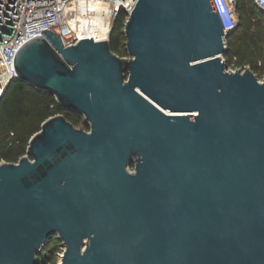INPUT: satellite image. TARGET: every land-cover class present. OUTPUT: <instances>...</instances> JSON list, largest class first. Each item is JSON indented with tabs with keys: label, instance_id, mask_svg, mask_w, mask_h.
I'll return each instance as SVG.
<instances>
[{
	"label": "water",
	"instance_id": "water-1",
	"mask_svg": "<svg viewBox=\"0 0 264 264\" xmlns=\"http://www.w3.org/2000/svg\"><path fill=\"white\" fill-rule=\"evenodd\" d=\"M232 31L212 0H135L126 56L49 29L16 50L89 129L55 114L0 161V264L53 235L57 264H264V77L226 68Z\"/></svg>",
	"mask_w": 264,
	"mask_h": 264
},
{
	"label": "trees",
	"instance_id": "trees-1",
	"mask_svg": "<svg viewBox=\"0 0 264 264\" xmlns=\"http://www.w3.org/2000/svg\"><path fill=\"white\" fill-rule=\"evenodd\" d=\"M235 12L237 24L226 37L222 59L226 67L247 66L261 79L264 77V12L254 0H235ZM126 17L120 9L109 32L110 48L119 56L127 55L123 33ZM55 114L64 115L76 127L89 129L79 113L61 106L52 94L18 78L11 79L0 96V161H18L26 153L30 136L46 118ZM61 246L55 235L49 237L37 251L35 264H57Z\"/></svg>",
	"mask_w": 264,
	"mask_h": 264
},
{
	"label": "built area",
	"instance_id": "built-area-1",
	"mask_svg": "<svg viewBox=\"0 0 264 264\" xmlns=\"http://www.w3.org/2000/svg\"><path fill=\"white\" fill-rule=\"evenodd\" d=\"M254 1L264 12V0ZM212 3L224 31L233 30L237 24L235 0ZM134 5L135 0H0L1 90L16 77L11 65L13 56L30 37L49 29L59 34L64 45L86 37L104 40L109 37L117 12L122 9L128 16ZM62 252L63 247L59 255Z\"/></svg>",
	"mask_w": 264,
	"mask_h": 264
},
{
	"label": "rangeland",
	"instance_id": "rangeland-1",
	"mask_svg": "<svg viewBox=\"0 0 264 264\" xmlns=\"http://www.w3.org/2000/svg\"><path fill=\"white\" fill-rule=\"evenodd\" d=\"M227 69H229V70H234L235 69V67H231V66H229V67H226ZM131 167V166H130ZM132 168V167H131ZM55 240V239H54ZM51 241H52V239H51ZM61 247H63V246H61ZM60 252H61V249L59 250ZM60 255H58V261L60 260V257H59ZM58 261H57V263H58Z\"/></svg>",
	"mask_w": 264,
	"mask_h": 264
},
{
	"label": "bare ground",
	"instance_id": "bare-ground-1",
	"mask_svg": "<svg viewBox=\"0 0 264 264\" xmlns=\"http://www.w3.org/2000/svg\"><path fill=\"white\" fill-rule=\"evenodd\" d=\"M91 27V26H90ZM0 92H1V88H0Z\"/></svg>",
	"mask_w": 264,
	"mask_h": 264
}]
</instances>
